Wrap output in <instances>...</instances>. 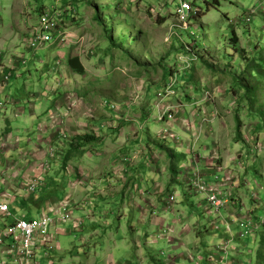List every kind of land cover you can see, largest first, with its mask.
I'll return each mask as SVG.
<instances>
[{
	"label": "rangeland",
	"instance_id": "1",
	"mask_svg": "<svg viewBox=\"0 0 264 264\" xmlns=\"http://www.w3.org/2000/svg\"><path fill=\"white\" fill-rule=\"evenodd\" d=\"M188 1H191L196 7L200 8L201 12L189 22L190 26L188 28H181L174 15V10L179 4V0H0V56L15 55L14 53L17 51L26 56L21 73L7 84L6 93L0 94V104L3 105L0 107V139H2L1 128L5 125L6 121V119L4 120V116H7L10 122L14 124V127L17 126L20 130L19 136L16 137L26 140L29 137L26 135V129L31 128L35 130L34 138L33 135H31V138L36 143L38 140L36 121L33 124H27L22 119H14L11 116L12 104L6 98L8 96H12L13 98L14 96V98L21 99L32 93L35 94V97L39 96L36 100H32L38 107H49L55 97L65 92L64 81H62L59 74H63L64 68L67 66L72 50L71 43H76L78 46L84 42L81 38L73 36L71 43L59 42L58 37H54L44 46L38 47L35 50L28 49L27 40L31 38V35L35 31L34 27L38 28L39 26L38 18L42 9L68 8L67 13L69 16H64V21L65 17H69L67 24H71L73 17H76L77 13L74 10H78L80 20H85V25L89 23L95 27L97 36L93 42L97 56H95L94 61L97 62L98 58H101L105 62V65L102 68V72L99 69V72L96 71L97 74H90V87L87 85L88 82H86L83 87H80L78 93L84 94L85 91L88 92L90 94L89 98L95 99L96 103L100 101L101 110L107 112L113 119L122 112L127 115L134 107H137L136 111L146 114L147 118L145 120H143V117L140 118V121L136 125L141 136L139 146H143L145 150L148 145L153 146L155 149H161V145L171 148L176 147L174 140L164 139L161 136V132L166 125L157 119L160 111H158L156 106L157 92L161 91L163 87L159 90L156 87H151L147 98L143 95L144 90L142 91L146 85V81L153 84L160 81L166 66H172L176 70L171 76L175 79L173 80L175 82L174 89L177 93L185 97V94H190L193 91L198 101L202 98L204 91L202 89L206 85V80L202 82L194 81L193 72L189 71L195 65L200 66V69L201 66L207 67L202 69V73L206 75V78L208 76V78H212L215 82L220 81V79L227 80L234 77L243 78L242 80L246 79L249 82V91L246 89L245 91L241 90L240 85H238L239 83L235 84V87H232L230 85L232 80H227L230 83L229 86H231V89H229L230 97L226 93V88L229 86L224 83L217 86L216 94L210 93L213 94L212 99L214 98L212 102H215V98H228L230 105L228 104L227 108L232 111L231 115H229L230 121L228 122V132L230 134L229 138L227 136H224V138L232 150L227 151L231 153L241 151L236 155L235 164H233L234 170L227 172L225 179L229 180H227L226 184L229 185L231 183V185H234L237 183L234 190H246L244 198L248 201V205L254 208L247 212L248 209L245 208L241 201L240 203L235 201L233 204L232 201L229 202L228 198H225L228 204L223 211L230 204L235 214L238 211L244 210L242 211L244 217L239 219V222L225 227L224 230L228 234L226 239H219L216 241V244H213L215 239L212 241L211 238L209 239L208 233H204V239H209L206 241V244L209 245L210 251H203L202 246L198 245H193L190 249L188 246L182 248L178 246L179 242L175 241L172 243V241H169V238L176 239L179 235L177 233L181 230L180 218L178 219L179 205L184 207L183 194L184 192H189V190L183 184H176L174 188L178 199L174 195L176 200L173 207L167 211L165 225L158 228L155 227L151 232L153 233L152 236L155 237V244L150 245L149 250L153 258L156 261H162V264H167L166 259H172L175 256H179L175 258L176 261L178 260V262L175 261L176 264H180V261L184 259L188 262L189 260L191 262L194 260L198 264H210L208 262L210 256H214L215 264H221L219 261L224 255L217 253V247L220 245L224 246L226 241H231L227 249L230 263L264 264V229L262 230L260 227L264 224V0ZM68 2H73L76 8L73 10L72 5L68 6ZM23 10L27 14L29 13L31 17L29 15H26V17L22 16L20 12ZM251 11H255V15L251 17V23L248 24L246 23V19ZM93 17H97V20L93 19ZM27 21L30 24L28 27ZM14 24H17L23 31L22 40L18 42V37L16 38L17 45L19 46H13L12 42L14 40L12 39V26ZM67 26L70 28V25ZM31 29L33 30L30 31ZM67 32L69 33V31ZM234 34L237 38V45L232 42ZM92 47L93 45L89 48ZM240 49L243 52L242 54L239 51ZM34 53H36L39 59L33 57ZM184 55H188L191 59L189 66L188 64L186 66L185 62L181 59ZM57 61H61L63 65L60 66ZM182 63L184 64V70L191 68L188 71L189 73L180 69ZM0 64H4V62H0ZM256 66L259 69H256ZM55 69L59 71L57 72ZM166 70L169 72L168 68ZM213 71L221 73L210 75ZM170 78H168L167 82L170 81ZM83 79L87 80V78ZM243 84L246 85V82ZM245 92H247V96ZM182 99L185 105L186 98ZM168 100L171 99H165V102ZM193 110L195 111V117L199 116L197 113L199 109L196 105L193 106ZM215 112L217 117L219 112ZM134 113L136 112L134 111ZM205 113L204 110L203 114L205 115ZM131 116H134L132 112ZM236 117H238L241 125L240 138L237 137L236 132L238 126ZM175 118H177V115H175ZM24 119L31 120L28 113ZM197 120L201 125V120L198 117ZM172 130L179 135L177 143L186 144L191 151V156L195 154V151L196 154H200L201 157L203 156V152L200 150L204 143L191 137H184V139L181 136V129L179 127H175ZM207 132L205 131L203 134ZM234 136L236 137L233 140L232 137ZM7 141L10 144V139ZM206 142L207 140H205ZM51 148L54 150V154L50 156L48 153L49 160L45 161L49 165V169L51 167V159H54V157L58 158L59 156L63 157L60 154V152H63L62 149ZM24 152L21 153L23 154ZM148 152L147 150L145 152L148 158H144L143 166L145 169L142 173L140 172L141 176H143V173L149 176L150 168L152 165H155L152 162L153 160H151V154ZM1 155L0 186L2 188V172L5 170L2 163L5 159ZM79 156L81 160L88 159L87 156L82 154ZM191 156H189V160L192 158ZM131 157V161L133 162V155ZM130 158L125 157L123 160L125 162L130 161ZM78 162L76 160V163ZM103 162L106 163L107 160L105 159ZM103 162L100 165L101 169L106 166ZM199 166V169H201L199 172L203 173V165L200 164ZM215 166L221 168L218 161H214ZM157 167L159 166L157 165ZM235 167H237V172L235 171ZM180 170L184 172V168H180ZM94 173L95 170H93ZM124 177L123 173L120 174V178ZM241 177L242 181L240 180ZM223 178L224 173L221 172L218 176L211 177L209 182L215 183V179L222 182ZM203 180L207 181L205 178ZM139 184L141 185L142 182H139ZM149 188H152L151 182L149 183ZM5 189L10 196H13L7 190L6 185ZM5 189L1 190V193ZM109 194H113V196L108 195V198L104 202L99 201V203L103 206L104 210H107L106 214L110 222L109 230L112 231L110 236L113 237L114 241L118 240V238H127L130 241L132 239L131 225L138 227V222L132 219V209L130 206L132 203H128L126 199H123L121 194ZM21 195L24 196L23 193ZM195 196H200L204 201L203 196L196 194ZM68 197L71 198L70 195ZM64 198L65 196L61 200ZM190 199L193 201L195 197ZM9 203L11 204L12 201ZM33 204L35 203L33 202ZM123 204H125L124 207ZM159 204L160 202H158V209L155 210V215L164 212L163 206L161 209V205L159 207ZM31 210H35V208ZM19 211L21 212V210ZM223 211L221 219L218 221L220 223L223 221ZM201 216L206 223V227L208 225L212 227H210L211 231L209 233L212 231L214 234L224 233V230L221 231V224L218 230L215 229L204 208ZM29 217H32V215L29 214ZM88 218L90 217L88 216ZM251 219L254 221L256 229L253 228V232L245 237H241V234H246L248 229L242 230L240 229V225ZM1 223L2 221H0ZM171 227L175 228V232H173ZM178 229L180 230L178 231ZM158 231L163 232L161 233L163 237H158L160 234ZM106 243L103 244V247L96 250V259L102 258L106 253L108 249ZM0 248V258H4V248L2 249L1 246ZM114 253L115 258L122 256L118 251ZM162 253L164 254L162 255ZM63 258L65 262L61 264H77V261L73 259L71 254H66ZM4 262L5 259L0 261V264Z\"/></svg>",
	"mask_w": 264,
	"mask_h": 264
},
{
	"label": "crops",
	"instance_id": "2",
	"mask_svg": "<svg viewBox=\"0 0 264 264\" xmlns=\"http://www.w3.org/2000/svg\"><path fill=\"white\" fill-rule=\"evenodd\" d=\"M69 5H72L71 7H73V10L76 8L73 2H68V6ZM55 10L63 12L68 11V8L63 7ZM44 11L45 9L41 10L39 17ZM74 11H76L77 15L73 17L71 24H67V19L69 17H65L66 19L64 21V16H69V14L64 13L61 18L60 27L66 32L69 31L73 37L84 40L82 45L78 46L76 43H71L72 50L69 58L78 57L85 70V74L79 75L74 73L67 63V66L64 68V73L59 74L62 81H64L63 85L65 92L55 97L49 107H38L32 100H36L39 96L35 97V94L32 93H29L25 98L21 99L14 98V96L13 98L12 96L6 98V100L8 99L12 104L11 116L14 119H22L23 122L26 121L27 124H33V122L36 121L38 140L36 143L34 142L35 130L31 128L26 129V135L29 136L26 140L16 137L19 136L18 133H20V130L17 126L14 127V124L10 122L7 116H4V120L6 119V121L5 125L1 128L2 139H0V155L3 154L1 156L5 159L2 163L5 170L2 172V188L0 186V193L1 190L5 189L6 185L7 190L10 191L13 196H10L6 189L0 194V201L8 203L12 213L9 218L0 220L2 221L0 224V231L5 225L12 223L16 218L32 219L49 213L51 207L59 205L62 197L70 195L74 207V219L52 230L56 235V248L52 255L54 264L65 262L63 256L66 254H71L73 259L77 261V264H162V261H156L150 254L149 246L155 244V237L152 236L153 233L151 232L155 227L158 228L159 226L165 225L167 211L171 209L168 203L169 197L171 195L177 196L174 185L183 184L189 192L187 191L183 194V200L185 202H183L184 207L179 205L178 219L180 218L181 230L178 229V231L180 230L177 232L179 234L178 237L176 239L171 238L170 241H172V243L175 241L179 242L178 246L182 248L188 246L190 249L193 245H198L200 247L202 246L201 248L203 251H210L206 241L210 238L212 241L215 239L213 244H216V241L219 239L225 240L228 235L224 230L225 227L239 222V219L244 217L242 212L244 210L238 211L235 214L232 205H228L223 211V221L221 223V231L224 230V233L214 234L213 231L209 233L212 227L208 225V229L201 216L204 202L200 196L193 195V192L190 191L188 181L194 172H198L207 180L206 182H209L211 177L218 176L219 173H216L214 169V161H218V164L221 165L224 178L227 176V172H232V170H234L233 164H235L236 155L241 151H236L235 153L227 151L232 150L229 148V143H227L224 138V136L229 138L230 134L228 132V122L230 121L229 115H231L232 111L227 108L229 104L228 98H215V102H212L214 100L213 98L207 103L199 104V111L197 112L199 116L195 117L194 115L192 117L195 112L193 106L198 102L193 91L190 94H185V97L179 93L171 97V103L181 105L172 129L179 127L183 138L191 137L204 143L200 150L203 152V156L201 157L200 154H196V151L195 154L191 156V151L188 149L187 145L184 143H177L176 141V143H174L176 149L164 145H161V149H155L153 146L148 145L146 150L151 154V160H153L152 162L155 165H152L150 168L151 171L149 176L144 173L142 174L143 176H141L142 171L145 169L143 161L144 158H148V155H146V150L143 146H139L141 136L136 125L137 122L140 121V118L143 117V120L147 118L146 114H142L141 111H136L137 107H134L131 110L134 116H131V112L127 115L122 112L119 114V124L113 126V124H111L113 119L112 116H109L107 112L101 110L102 106L100 105V101L96 103L95 99L89 98L90 94L86 91L84 94L78 93L80 87H83L86 82H88V86L90 85V74H97L99 69L101 72L103 71L102 68L105 62L102 61L101 58H98L97 62L94 61L95 56H97V51L94 49L95 44L93 42L97 36L95 27L89 23L85 25V20H80L78 10ZM20 14L24 17L29 15V13L27 14L24 10L21 11ZM29 17H31V15H29ZM28 25H30L29 21H27V27ZM67 25H70V28H68ZM35 29L36 27H34V30ZM32 30L33 29L30 31ZM22 32L23 31L17 24L12 26L13 46H19L17 45V41L20 42L22 40ZM23 35H25V33H23ZM17 37L18 40L16 39ZM92 45L93 47L89 48ZM14 54L15 55L0 56V62H4L5 64L1 65L13 70V76L10 82L21 73L24 65L23 61L26 59L23 53L17 51ZM33 57L39 59L36 53L33 54ZM189 59L190 57L188 55L182 56V61H188ZM57 62L60 66L63 65L61 61ZM183 66L184 64L182 63L180 69L184 72H193L194 81L202 82L206 80V85H204L202 89V91L204 90L202 98L206 91L216 94L217 86H220L222 83L229 86L230 83L227 80H232L230 84L232 87H235L236 82H238L236 77L227 80L223 79L224 81L220 79V81L215 82L212 78H208V76L207 79L206 75L202 73V69L207 67L201 66L200 69V66L198 67L195 65L194 68H190L191 70L189 69V71L184 70ZM167 68L169 72H167ZM55 70L57 72L59 71L58 69ZM174 72H176V70L173 69L172 66H166L158 83L156 82L153 84L146 81V87L144 86L142 89V91L144 90L143 95L147 98L151 87H156L157 90L161 87L164 88L168 78L172 77L171 75H173ZM217 73L221 72L213 71L210 75ZM83 78H87V80L85 81ZM231 86H229L230 88H226L228 96ZM6 91L7 85L3 86L0 82V94H4ZM182 98H186L185 105L183 104L184 101ZM204 110L206 112L205 115L203 114ZM134 111L136 113H134ZM215 111L219 112L217 117ZM27 113L31 120L24 119ZM197 117L201 120V125ZM202 121H204V123H202ZM205 131L208 132L203 134ZM31 135H33V138H31ZM63 135H66V138H64ZM84 136L95 137V140L89 143L78 140L79 137L81 138ZM235 137L236 136L232 137L233 140ZM8 139H10V144L7 141ZM205 140H207L206 143ZM51 147L62 149L63 152H60V154L63 157L59 156L58 158L54 157V159H51V167L46 171L43 168L44 162L49 160L48 149ZM170 151L178 158V160L175 158L177 163V176L173 183L170 182V159L168 157ZM21 152L24 153L22 154ZM81 154L87 156L88 159H79V155ZM64 155L68 157L66 163H64ZM131 155L134 157L133 162L131 161L132 157L130 158ZM189 156L192 157L190 160ZM125 157L130 158L132 163L130 161L125 162V160H123ZM105 159L107 160L106 163L103 162ZM76 160L79 162L76 163ZM220 160L221 162H219ZM101 162L106 165L103 169L100 168ZM200 164L203 165V173L199 172V170H201L199 169ZM157 165L159 167H157ZM66 166H71L72 170L67 172ZM180 168H184V172H182ZM93 170H95L94 174ZM122 173L125 175L124 178H120V174ZM32 176L41 177L42 188L37 193H34V195L32 194L33 196L24 198V196L21 195V193H23L21 190V183L23 184L29 181ZM240 180H243L242 177ZM139 182H142V184L140 185ZM150 182L152 184L151 189L149 188ZM220 182L221 181H219V183ZM236 184L237 183L231 185V183H229L228 185L224 183L222 185L223 196L226 199L228 198L229 202L232 201L233 204L235 201L239 203L241 201L245 208L248 209L247 212L251 211L254 207L251 205L249 206L248 201L244 198L246 190H234ZM164 191L165 194L168 195H163ZM109 193L121 194L123 199H126L128 203H132L130 205L132 209L131 215L133 221L138 222V227L131 225L132 239L130 241L127 238H118L119 241H114L113 237L110 236L112 231L109 230L110 222L107 218V210H104L103 206L99 203V201L104 202L108 198V195L113 196V194ZM192 197H195V200L191 201L190 198ZM176 198L178 199V196ZM10 201H12L11 204L9 203ZM33 202L35 204H33ZM158 202H160L159 207L161 205V209L163 206L164 212L155 215V210L158 209ZM143 203H145V205H143ZM124 206L125 204H123V207ZM32 208H35V210H31ZM19 210H21V212ZM29 214L32 215V217H29ZM85 216L86 218H84ZM88 216L90 218H88ZM78 219L85 220L82 228L75 230L74 223L75 220ZM171 229L175 232L174 227H171ZM204 233H208L209 239H204ZM105 243L108 247L106 253L102 258L96 259V250L103 247ZM174 248L176 249V247ZM200 250L198 251L200 252ZM117 251L122 254L119 258H115L114 252ZM178 257L179 256H175L172 257V259H166V263L176 264L178 260L176 261L175 258ZM6 258L4 254V258L1 257L0 261ZM180 264L198 263L194 260H192V262L189 260L188 262L184 259L180 261Z\"/></svg>",
	"mask_w": 264,
	"mask_h": 264
},
{
	"label": "built area",
	"instance_id": "3",
	"mask_svg": "<svg viewBox=\"0 0 264 264\" xmlns=\"http://www.w3.org/2000/svg\"><path fill=\"white\" fill-rule=\"evenodd\" d=\"M201 9L196 7L194 3L188 0H179V4L175 7L174 15L177 18L181 28H188L189 22L198 16ZM68 14L67 11L59 10H45L39 17V26L35 29L31 38L27 40V46L30 50H35L38 47L44 46L49 43L54 37H58L59 42L71 43L72 35L67 33L60 27V22L63 14ZM255 15V11H251L246 19V23H251V17ZM182 59V58H181ZM186 66L191 63V59L184 61ZM190 68V67H187ZM13 76V70L0 64V82L3 86H6ZM174 78H170V81L166 83L165 87L157 92L156 106L158 108V120L164 122L166 127L162 130L161 136L164 139H170L178 142L179 136L172 130V126L176 120L175 115L180 111L181 105H175L170 100L165 102V99H169L177 95ZM213 97V94L206 91L203 98L196 102L195 105L209 102ZM8 100V99H7ZM9 101V100H8ZM11 101V100H10ZM3 106L0 104V107ZM121 114V113H120ZM195 115L193 113L192 117ZM120 117L112 119L113 126L119 124ZM66 138V135H63ZM54 150L49 149V155L53 156ZM44 170H49V165L44 162ZM217 173L223 172V169L215 166ZM240 169V168H239ZM66 170L69 172L72 167L68 166ZM233 171V170H232ZM237 172V167H235ZM229 179H223L219 183L216 180L215 183H209L203 180V177L194 172L190 179V191L196 195L204 197V211L211 219L212 225L216 230L219 229L221 219V213L225 206L228 204L227 200L223 196L222 185ZM232 181V178H231ZM42 188V179L38 176H32L29 181L21 183V190L23 191L24 198H29L32 194L38 192ZM175 202V196L169 197V206H173ZM12 215L9 204L0 201V220L9 218ZM74 219L72 200L68 196H65L63 200L59 202L56 207H51L49 213H45L36 218L25 219L16 218L12 223L4 226L0 231V246L4 248L5 262L3 264H54L52 255L55 251V238L56 235L52 232L57 226L65 224ZM253 219V218H252ZM249 220L246 223L240 225V229H248L246 234L242 233L241 237L253 232V228L256 229L253 220ZM85 219L75 220L74 228L79 230L82 228ZM228 231H230L228 229ZM158 237H163L161 233ZM171 238H169V241ZM231 241H226L223 245L217 247V253L223 254L221 257V264H237L236 262L230 263L228 260V247ZM164 253H162L163 255ZM209 263L215 264L214 256L208 258Z\"/></svg>",
	"mask_w": 264,
	"mask_h": 264
},
{
	"label": "trees",
	"instance_id": "4",
	"mask_svg": "<svg viewBox=\"0 0 264 264\" xmlns=\"http://www.w3.org/2000/svg\"><path fill=\"white\" fill-rule=\"evenodd\" d=\"M215 2H218L217 0H214ZM95 20H97V17H94ZM232 42L235 43V45H237V38L235 37V34H234V38L232 39ZM241 52V54L243 53L242 50L240 49L239 50ZM68 65L70 67V69L76 73V74H79V75H83L85 74V70L82 66V64L80 63L79 61V58L78 57H72V58H69L68 60ZM256 65V64H255ZM255 67V66H254ZM256 69H259L258 66H256ZM257 71H260V70H257ZM237 78V81L236 84L240 85L241 87V90L245 91L249 89V82L246 81V79L242 80L241 78L239 77H236ZM244 82H246V85L243 84ZM263 84H264V81H263ZM262 84V86H263ZM264 90V89H263ZM249 91V90H248ZM233 93H235L233 91ZM245 95L247 96V92H245ZM247 98V97H246ZM248 99V98H247ZM249 100V99H248ZM236 120H237V123H238V126H237V137H241V125H240V121L238 119V117H236ZM260 126V125H259ZM263 127H264V122H263ZM78 140H81V141H84V143H89L93 140H95V137H92V136H84V137H79ZM168 157L170 159V163H169V169H170V173H171V183H173L175 181V178L177 176V163L175 161V158L178 160V158L176 157V155L173 153V152H169L168 153ZM64 163H66L68 161V157L65 156V159H64ZM261 229L263 230L264 229V224L260 226Z\"/></svg>",
	"mask_w": 264,
	"mask_h": 264
}]
</instances>
